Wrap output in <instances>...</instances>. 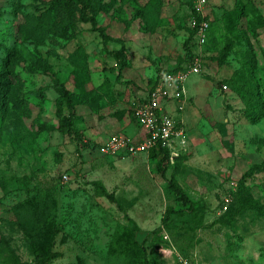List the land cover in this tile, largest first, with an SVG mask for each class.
Here are the masks:
<instances>
[{
  "label": "rangeland",
  "instance_id": "1",
  "mask_svg": "<svg viewBox=\"0 0 264 264\" xmlns=\"http://www.w3.org/2000/svg\"><path fill=\"white\" fill-rule=\"evenodd\" d=\"M82 1L0 0V264H264V0H208L202 47L190 0ZM190 53L178 156L103 154Z\"/></svg>",
  "mask_w": 264,
  "mask_h": 264
},
{
  "label": "built area",
  "instance_id": "2",
  "mask_svg": "<svg viewBox=\"0 0 264 264\" xmlns=\"http://www.w3.org/2000/svg\"><path fill=\"white\" fill-rule=\"evenodd\" d=\"M190 1L194 4L195 12L205 18L207 15L204 10L208 0ZM192 27L196 29L199 45L204 46L209 37L210 22L206 19L198 22L194 18ZM203 65V55L200 53L188 68L162 73L147 97L134 108V117L145 133L143 140L136 141L125 135H114L101 146L102 153L114 157L149 154L152 149L162 144L163 147L169 148L172 156L177 157V146L185 138L186 132L183 123L166 108L169 105H177L179 110H184L189 101L186 92L187 80L192 74L201 73ZM224 89L227 90L228 86L224 85ZM181 261L183 264H192L187 259Z\"/></svg>",
  "mask_w": 264,
  "mask_h": 264
},
{
  "label": "trees",
  "instance_id": "3",
  "mask_svg": "<svg viewBox=\"0 0 264 264\" xmlns=\"http://www.w3.org/2000/svg\"><path fill=\"white\" fill-rule=\"evenodd\" d=\"M79 1L84 6L83 8H85V3L82 0H79ZM194 18H196V20L198 22L202 21L203 19H206L210 22V20L207 16L205 18H203L200 14L196 13L195 10H194ZM211 30H212V28H211V22H210L209 37H210ZM103 35L105 38L104 33H103ZM191 35H192V37H194L196 39V42L199 45V43L197 41V37H196V29L193 27L191 28ZM209 37H208L207 43L204 46H206L208 44ZM198 55H200V53H195V54L190 53V59H188V61H184L180 65H178L177 67H175L173 69L166 70L165 72H177V71L184 70V69L188 68L194 62L195 58ZM120 56H121V70L118 74V78H121L122 71L127 66V54L122 51V52H120ZM111 70H112V72H116V69H114V68ZM157 79L154 81L151 88H153L156 85ZM54 89L60 94V98H59L58 106H57V112H56L57 117L60 120L59 131L61 133H65L68 130H71L74 127V123H75L73 116H71V115L68 116L65 113V106H66V104H70L72 102L73 96L70 93V91L67 89V87L62 83H57L55 85ZM142 102H143V100L139 101V103H137L136 105L141 104ZM136 105H135V107H136ZM131 115H132V118L137 122L136 118L134 117V109H133ZM151 152H152V155L154 158H160L159 167L162 169H163V167H165L167 164H169L172 161L173 156L171 154V151L169 150V148L163 147L162 144H160L156 148L152 149L149 154H151ZM254 170L255 169L252 168L247 174L251 175L254 172ZM100 190H101L102 195L108 197L112 201L115 200L114 195L110 194L103 186H100ZM176 190L181 195L183 194L182 190L180 188H178L177 186H176ZM35 252H36V256H37L38 260L42 264L46 263L48 260H51L52 258H54L56 256L55 254H52L51 252H49L47 257H45V254H43V252L39 248H37L35 250Z\"/></svg>",
  "mask_w": 264,
  "mask_h": 264
},
{
  "label": "crops",
  "instance_id": "4",
  "mask_svg": "<svg viewBox=\"0 0 264 264\" xmlns=\"http://www.w3.org/2000/svg\"><path fill=\"white\" fill-rule=\"evenodd\" d=\"M143 100H144V99H143ZM176 119H177V118H176ZM178 120L181 121V122L183 123V125H184V122H183L182 119L178 118ZM140 128H141V127H140ZM184 128H185V126H184ZM144 136H145V133H144V131L142 130V128H141V132L138 133L137 135H135L136 139H138L137 141H141V140H143Z\"/></svg>",
  "mask_w": 264,
  "mask_h": 264
}]
</instances>
